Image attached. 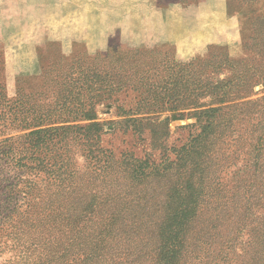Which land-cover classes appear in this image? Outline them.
Returning <instances> with one entry per match:
<instances>
[{
	"label": "rangeland",
	"instance_id": "obj_1",
	"mask_svg": "<svg viewBox=\"0 0 264 264\" xmlns=\"http://www.w3.org/2000/svg\"><path fill=\"white\" fill-rule=\"evenodd\" d=\"M90 69L103 74L81 75ZM260 75L264 0H0V142L32 120L81 122L77 110L93 105L107 146L174 156L202 131L193 112L217 105V82H231L228 100L258 98ZM142 108L165 111L143 133L110 132ZM165 122L166 134L157 126ZM24 178L0 156V264H38L56 232L44 226V182ZM26 180L37 196L26 195ZM71 252L72 264L84 257Z\"/></svg>",
	"mask_w": 264,
	"mask_h": 264
},
{
	"label": "trees",
	"instance_id": "obj_2",
	"mask_svg": "<svg viewBox=\"0 0 264 264\" xmlns=\"http://www.w3.org/2000/svg\"><path fill=\"white\" fill-rule=\"evenodd\" d=\"M230 83H216V106L193 112L202 131L174 156L107 146L93 105L77 110L81 122L32 120L0 142L8 165L44 182V226L56 232L38 249V264H72L70 251L84 255L73 264H264V95L228 100L222 88ZM164 111L139 109L132 115L143 116L110 132L143 133ZM166 124L157 125L164 134ZM35 185L26 180L27 196L38 195Z\"/></svg>",
	"mask_w": 264,
	"mask_h": 264
}]
</instances>
